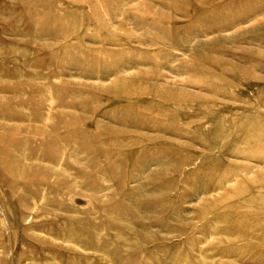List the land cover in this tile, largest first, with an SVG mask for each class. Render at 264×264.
<instances>
[{
    "label": "rangeland",
    "instance_id": "1",
    "mask_svg": "<svg viewBox=\"0 0 264 264\" xmlns=\"http://www.w3.org/2000/svg\"><path fill=\"white\" fill-rule=\"evenodd\" d=\"M0 264H264V0H0Z\"/></svg>",
    "mask_w": 264,
    "mask_h": 264
}]
</instances>
